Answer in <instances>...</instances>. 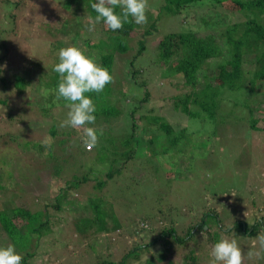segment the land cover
<instances>
[{
	"label": "rangeland",
	"instance_id": "1",
	"mask_svg": "<svg viewBox=\"0 0 264 264\" xmlns=\"http://www.w3.org/2000/svg\"><path fill=\"white\" fill-rule=\"evenodd\" d=\"M164 2L148 0L147 22L156 20L157 24L149 47H152L153 39L163 34L186 31L190 27L206 33L211 25L205 21L220 13L228 15L224 18L228 24L246 18L244 13H230L218 4L212 6L210 0H198L176 14H168L159 9ZM90 9L91 0H0V213L8 214L15 206L35 212L44 203H55L54 197L62 190L61 184L78 176V172L89 169L95 173H90L92 178H99L108 168V162L96 157L94 147L84 151L72 142L74 139L84 146L78 130L73 129V137L60 134V127L56 137L49 133L53 123L60 124L69 111L66 104L56 102L55 96H52L55 104L50 105L48 101L54 90L46 83L54 73V64L58 63V50L75 46L84 50L86 56L92 58L93 55L97 61L98 56L85 46L88 42L98 46L101 37H107L103 22L96 25L95 31H88ZM224 28H218V32ZM140 34L141 27L134 31V37ZM129 45L132 49L134 40ZM131 52L116 53L112 85L141 96L139 90L129 89L131 79L124 78ZM149 56L144 55L138 60L145 67L142 78L147 81L150 95L136 114L163 116L171 123L174 134L181 137L174 149H183L187 145L184 151L158 154L155 159L160 168L156 164L155 168L149 167L145 158L140 157L135 164L132 161L123 169L118 179L115 176L104 187L103 193L108 195L109 203L102 207L100 219L107 222L109 214L114 215L120 222V233L101 232L92 236L93 230L84 229L85 233L71 221L74 216L85 215L80 205H86L93 197L91 185L94 179H89L80 187H74V191L70 190L72 198L62 204L69 213L61 210L51 214L53 224L45 226V229L49 228L48 233L40 237L29 233L27 227L24 230L18 228L14 239L10 240L0 231V247L11 244L22 257L32 254L27 258L29 264H99L103 261V264H183L184 253L189 249H176L174 241L160 236V232L170 224L171 218L186 226L191 221L188 223L184 216L198 218L206 208L216 209L218 218L212 216L211 223L218 219L224 230L234 226L233 230H228L230 232L220 233L214 229L216 242L225 237L235 238L244 252V264H264V258L247 255L249 251H255L253 241L264 232V130L255 131L249 124H241L233 118L216 125L209 119L190 117L175 109L174 96H183L187 90L179 82L161 79L157 71L148 70L153 54ZM245 66L252 68V61L245 62ZM208 67L203 66L204 69ZM17 76L28 82L21 93L14 85ZM201 82L197 88L202 87ZM258 87L260 103L256 106L264 109V83ZM44 90H50L47 96ZM123 100L114 103L126 109L128 105ZM244 100V96L237 98L239 105ZM255 118L264 119V111H257ZM123 123L121 114L112 120V127L120 133L115 135H123ZM49 137L52 150L42 144ZM137 137L144 147L141 153H144L146 142L152 136ZM163 137V134L159 138L153 137V145L158 149L163 145ZM62 138H67L65 144L59 143ZM33 142L39 145L31 144ZM29 143L36 146H28ZM63 148L70 158L65 156L69 161L62 169L61 160H53L48 153L63 155ZM77 207L79 210L74 211ZM87 209L90 216V209ZM185 210L189 212L182 216ZM94 215L97 216L96 212ZM42 217L46 215L42 213ZM238 221L244 224V229L260 223V230L254 236H244L235 226ZM154 240L156 242L147 248L135 249ZM197 240L201 241L199 249L203 251L198 250L201 253L197 255V264H208L210 249L201 236L196 234L191 238L194 244ZM145 254L147 262L142 259Z\"/></svg>",
	"mask_w": 264,
	"mask_h": 264
},
{
	"label": "trees",
	"instance_id": "2",
	"mask_svg": "<svg viewBox=\"0 0 264 264\" xmlns=\"http://www.w3.org/2000/svg\"><path fill=\"white\" fill-rule=\"evenodd\" d=\"M164 1V5L159 6V9L165 10L168 14H176L179 10L186 9L198 0ZM210 1L212 6L218 4L230 13H244L245 20L228 24L224 20L228 15L216 13L219 15L218 17H210L211 19L209 18L205 21V23L207 22L211 25L209 26L210 29L206 30V33H201L199 30H194L190 27L186 31L163 34L161 37L153 39L152 47H149L148 42H150V37L157 30L156 20H150L145 25H137L129 18V22L125 23L120 30L111 31L106 28L105 33L107 37H101V43L98 46L92 45L89 42L85 46L81 42L83 47L85 46L91 53H95V56H98L96 63L106 68L112 77H114L113 65L116 53L123 54L132 51V56L128 60L127 75L124 78L131 79L132 85L129 86L130 90L133 88L134 90H139L142 95L138 96L137 93H132L131 91L130 93L125 92L121 87H113L112 83L106 85L100 93L90 92L85 94L92 99L96 108L94 113L96 118L95 124L88 126L94 127L97 130L103 129V135L99 136L98 143L94 148L96 157L99 159L103 158V160L108 162V168L104 176L99 178L94 176L92 178L90 173H95L92 171L89 172V169L80 171L78 172V176L66 180L64 185L61 184L62 190L56 193L54 197L55 203H44L42 208L35 212L24 207L15 206L16 208H12V211L7 212L8 214L0 213V231L2 236L5 237L6 235L10 240H13L18 228L24 230L26 227L29 233H35L40 237L44 236L48 233L49 229L48 226L45 229V226L53 224L51 214H56L61 210H64L66 214L67 212L69 213L67 211L68 209H65V205L62 204L72 198L74 187H80L82 183L89 182V179H94V183L91 185L93 197L86 205H80V209L85 212V215L81 218L74 216L71 221L74 222L75 227L82 229V231L93 230V233L90 234L92 236L98 235L101 232L117 231L120 233L121 225L114 215L109 214L110 218L108 221L111 224H108L106 220L100 219L99 214L102 211V207L108 202V195L105 192L103 193L104 189H106L104 187L110 184L115 176L118 179L120 172L128 165H131L130 163L132 161L134 163L137 159L139 160L140 157L145 158L149 167L155 168L157 165V168H160L158 161L155 159L158 154H167L169 152L179 154L187 146L183 149H174L181 137L174 134L171 123L163 116L161 117L155 114H142L137 116L136 114L141 110V105L149 100L150 95L147 81L142 78L145 74L143 73L145 67L138 61L144 55L149 56L153 54L151 56L152 59H150L151 63L147 66L148 70L153 69L157 71L161 79L179 82L187 90L183 96H174L175 109L190 117L209 119L216 125L224 123L228 118H233L234 121L237 120L241 124H249V128L255 131L262 132L260 130H264V119L255 118L257 111H264V109L256 106V104L260 103L257 97L260 93L258 86L260 83H264V0ZM95 2L96 0H91V4ZM115 11L118 14L121 12L119 7ZM89 13L91 17L97 15L92 8L89 10ZM223 26L225 27L223 31L218 32V28ZM139 27H141V34L134 37V31ZM133 40L134 45L130 49L131 46L129 43ZM91 57L94 59L93 55ZM250 60L252 61V68H247L245 62ZM204 65L209 66L208 69H204ZM208 70L212 71L209 72ZM50 76V81L46 84L49 87L52 86L54 90V93L48 97L50 105H53L55 103L52 101V96H55V90L59 83V75L54 72ZM175 77L178 79H172ZM199 82L202 83L201 88H197ZM27 84L28 82L19 76L16 77L14 82L19 93H21ZM239 96L245 97L241 105L237 102ZM122 98L125 99L123 101L127 102L128 106L126 109L114 103L116 101H122ZM56 102L60 105L67 103L63 99L56 100ZM120 114L124 122L123 129H125V132L121 136L115 135L120 133H116V130L111 125L112 120ZM142 120L144 121L143 123H141ZM59 125L58 123H53L49 128L51 136L56 137ZM62 133L73 137L72 128H61L60 134ZM162 134L164 135L162 139L163 145H160V149H158V146L153 145V137L159 138ZM137 135L152 136L146 142L148 145L145 146L144 153H141L144 147ZM66 141L67 138L59 139V143L61 144H65ZM72 142L79 149L88 151L84 146H80L81 143L77 140L72 139ZM31 144L39 145L37 142ZM31 144L29 143L28 146H36ZM22 146L24 147V145ZM50 150H52V146ZM65 152L66 149L63 148V155L51 152L53 156L49 155V153L48 156L53 160H61L60 162L64 165L62 167L63 169L67 167L66 164L70 158L69 152ZM87 208L90 209V216L87 215L89 213ZM76 210H79V208L77 207L74 211ZM94 212H96L97 216L94 215ZM182 212L183 216L189 211L185 210ZM42 213L46 215L45 218L42 217ZM200 213L202 214L198 218L184 216V220L188 219V223L191 221L186 226H182L178 219L171 218L170 224L165 226L160 232V236L164 238L169 237L174 241L175 245L173 244V246H176V249L183 247L189 249L187 253H184L183 261L181 262L183 264H197L199 262L198 253H203L199 249L201 241L197 240L195 244L191 242V238L194 235L201 236L207 248L211 249L208 246H213L217 243L215 240L217 230L220 233L223 231L230 232L234 227H230L228 229L230 231L224 230L223 225L218 219H216L215 225L211 223L212 216L218 218L216 209L206 210L205 208ZM19 216L21 219L17 220ZM38 220H41V222L36 223ZM240 223L239 221L236 222L235 226L240 229V233L244 236H254L260 230V223L253 224L250 229H244V224ZM211 225H214V227H211ZM214 229L216 231L213 236ZM90 235L88 236L89 244L92 246L93 243ZM155 242L156 240L135 249L147 248ZM85 248L87 247L85 246L83 248V252ZM198 250L201 252H198ZM31 255L26 254L23 256L21 264H29L27 258ZM103 262L99 264H103ZM107 264L113 263L108 262Z\"/></svg>",
	"mask_w": 264,
	"mask_h": 264
},
{
	"label": "clouds",
	"instance_id": "3",
	"mask_svg": "<svg viewBox=\"0 0 264 264\" xmlns=\"http://www.w3.org/2000/svg\"><path fill=\"white\" fill-rule=\"evenodd\" d=\"M117 7L121 9L119 14L115 11ZM91 8L97 15L88 17L89 32L95 31L96 25L101 22L108 30H120L129 22V17L137 25L147 23L148 0H96ZM53 71L59 75L56 100H65V106L69 109L59 127L78 130L84 146L91 150L97 145L99 136L103 135V129L88 126L95 124L96 108L92 99L85 94L102 92L106 85L113 82V77L106 68L86 56L84 50L75 46L58 50V63L54 64ZM49 92L44 90V95L47 96ZM42 144L50 148L51 138H45ZM253 249L255 251L247 253L249 258H264V232L253 241ZM209 256L208 264H244V252L235 238L219 240L211 247ZM142 259L147 262L148 256L145 254ZM22 260L14 245L0 247V264H21Z\"/></svg>",
	"mask_w": 264,
	"mask_h": 264
}]
</instances>
